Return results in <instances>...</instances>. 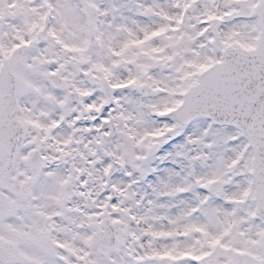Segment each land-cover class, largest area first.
Masks as SVG:
<instances>
[{
	"label": "snow or ice",
	"instance_id": "snow-or-ice-1",
	"mask_svg": "<svg viewBox=\"0 0 264 264\" xmlns=\"http://www.w3.org/2000/svg\"><path fill=\"white\" fill-rule=\"evenodd\" d=\"M0 264H264V0H0Z\"/></svg>",
	"mask_w": 264,
	"mask_h": 264
}]
</instances>
